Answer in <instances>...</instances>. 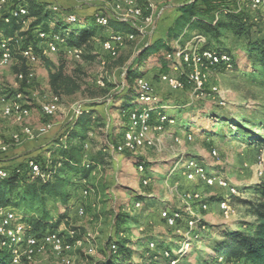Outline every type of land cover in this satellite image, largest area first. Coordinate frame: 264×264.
<instances>
[{"label": "rangeland", "instance_id": "rangeland-1", "mask_svg": "<svg viewBox=\"0 0 264 264\" xmlns=\"http://www.w3.org/2000/svg\"><path fill=\"white\" fill-rule=\"evenodd\" d=\"M184 1L186 0L161 1L156 5L152 22L134 21L142 27L143 32H138L133 41L127 42L116 58H109L100 49L101 36H107L112 31L110 28H104L101 36L100 34L93 36L88 45L81 48V59L70 55L52 54L50 59L54 62L64 58L66 71L80 84V89L76 93L59 96V109L54 117L46 118L40 108V101L45 99L46 95L50 97L52 94L48 72L42 63L35 66V84L26 93L30 101L31 115L19 125L13 118L4 116L0 111V142H10L12 130L17 128L14 133H19L23 125L38 128L47 123L52 124V130L44 136L42 143L37 145L41 147L35 149L34 154L31 153L37 155L43 152L53 138L67 130L79 115L92 110L94 103L105 102L98 107L103 118L91 131L89 141V155L101 158L102 164L91 173L87 180H83L80 188L74 190V204L68 214V220L62 221L59 227V230L69 228V225L80 228L81 238H88L95 247L94 254L87 253L85 247L76 249L73 257L77 264H100L104 259L103 249L107 248L109 242L114 239H128L132 243L131 246L138 252H154L157 254V259L154 261L159 264H163V261L164 264H169V261L162 256L161 250L149 248L150 243L154 242L156 246L162 243L163 248H169L170 252L176 256L179 248L192 237L189 224L192 219L198 220L192 225L196 233L204 230L208 233V237L199 240L195 236L190 248L178 264H205L206 260L202 255L208 249V241L219 236L220 231L216 230L217 228L220 226L241 227L242 230L249 231L255 222L253 216L247 214V207L243 201L258 198L252 190L253 186L264 181V177H260L257 172L259 151L252 156L249 144L238 137H233V132H229L228 127L222 131L227 134L225 138L209 133L207 128H211L212 124L204 120L207 117L204 110H222L234 116H242L255 109H262L260 107L264 104V91L243 77L242 69L247 63L248 56L243 50L242 42L224 40L225 45L238 59V69L211 72L210 83L219 85L221 90L219 94L194 99L188 84L183 90L174 92L160 79H153L152 84L158 96V102L160 101L164 106L161 110L176 118L174 127H169L159 137L156 148L140 150L130 155L116 154L109 148V143H113L110 137L117 141L127 123L126 113L121 111L122 101L114 102L112 98L122 89L121 84L125 83L123 79L125 68L121 63H131L142 46L159 37L165 38L169 24L167 20L175 18L177 5ZM74 4L85 7L88 10L86 13L92 15L103 7V5L92 6L85 0H76ZM199 5H203V2L201 1ZM231 6L240 10L246 5L238 0ZM76 9V7L71 8V12ZM251 12L260 19L264 18V9ZM76 14L80 18V13ZM73 27L74 24L70 23L69 28ZM170 46L175 47L176 40L171 42ZM160 54L165 56L166 51L163 49ZM147 62L151 73L159 71L158 56H150ZM100 80L104 82V85L99 84ZM0 85L2 91L15 90L19 87L13 65L0 66ZM220 100H224L225 105H221ZM147 106L149 105L140 100H137L135 104V107ZM93 116L96 118L97 114ZM188 116L193 118L194 124L180 120ZM189 125L193 127L187 129ZM176 128L178 131L192 132L193 141L182 145L175 144L171 134L176 131ZM214 149L217 150V155L212 154ZM190 159L203 164L209 173L223 176L229 183L238 186L240 194L231 197L233 212L229 219L223 216L218 207L220 197L227 193L225 189L187 180L184 171ZM0 160L6 162L3 157ZM142 160L145 162L146 169L144 172H139L137 163ZM18 162L15 163L18 164ZM143 178H147L149 182L143 184ZM85 188L90 190L89 195L83 194ZM187 190L199 191L203 199L208 202V209L204 210L199 203H194L193 211L187 210L182 201L183 192ZM136 201L141 203L138 208L135 207ZM148 204H150L149 207ZM79 207L85 210L83 216L77 213ZM163 209L178 210L183 214L178 228L166 226L160 216ZM17 212L20 214L18 210ZM118 215L126 221L119 223L116 219ZM66 222H69V225ZM214 256V252L207 253V258ZM134 261H138V258ZM24 264L61 263L52 251L46 250Z\"/></svg>", "mask_w": 264, "mask_h": 264}, {"label": "trees", "instance_id": "trees-1", "mask_svg": "<svg viewBox=\"0 0 264 264\" xmlns=\"http://www.w3.org/2000/svg\"><path fill=\"white\" fill-rule=\"evenodd\" d=\"M20 1H23L28 9L27 16L16 18L11 14V10L15 8L18 0H11L0 11V43L4 38L13 36L20 31V34L26 37L22 47L33 44L37 48L38 29L49 31L53 28L54 31L65 36L68 45L79 48L87 46L93 36L97 34L101 36L104 28H110L114 32L138 33L132 22L120 21L112 16L108 26L97 24L95 14L80 13V18L77 17V20L73 22L68 19L69 13L77 16L76 13H79L77 10L71 12V8L61 7L55 10L54 4L41 0ZM201 1L203 5H199ZM237 2L238 0H186L180 3L176 8L177 14L174 20L167 27L165 38L159 37L142 46L131 63H121L125 68L123 78L125 85L119 92L111 96L114 102L122 101L121 111L126 113L127 122L129 112L135 108V104L139 100L138 78L146 77L151 83L155 78L160 79L163 73L170 70L171 65V62L160 54V51L163 49L165 51L173 50L174 48L170 46L171 42L178 38L188 39L195 33L207 38V47L215 45L216 47L213 48L227 52L230 56L231 69H238V59L225 45L224 40L231 39L235 42H242L243 50L247 52L248 56L247 63L242 69L243 77L264 91V23L246 6L240 10L234 9V6L231 5ZM144 3L140 2L139 4L144 6ZM105 14L110 16L108 11H105ZM6 18H10V20L7 22ZM23 19H28L30 22L27 29L21 31ZM70 23L74 24L72 29L69 28ZM107 36H101L102 40ZM57 54L66 55L62 50ZM85 56L89 57L86 54ZM150 56H158L160 61L158 72H150L147 62ZM17 57L18 61L12 64L16 76L21 72L28 74L29 67L25 60L20 55ZM41 59V63L47 69L49 84L54 95H70L79 91L80 84L73 75L66 71L64 58H59L57 62L51 60L50 57L43 56ZM142 70L143 73H141ZM34 84L35 79L29 83L25 78L19 81V87L15 90L2 91L0 85V96L12 97L18 92H23L26 95ZM102 104L94 103L92 110H87L79 115L67 130L51 140V143L44 148L41 154L33 155L18 164L4 165L0 160V168L7 171L6 177H0V207L18 210L23 222L31 226L34 234L40 236L45 232L55 231L68 240L81 238L80 228L70 226L69 222H66L69 228L59 230V227L62 221L68 220V214L74 204V190L80 188L83 180H87L91 173L102 164L101 158L89 155L87 147L91 131L99 125L98 121L103 118L98 110ZM163 107L159 101L154 104L151 111L166 113L161 110ZM260 108L262 109H255L242 116H234L222 110H204L207 116L204 120L212 124L211 128H207V131L225 138L227 134L222 131L228 127V131L233 132V137H238L248 144L258 143L264 147V104ZM93 114H97V117L94 118ZM170 117L176 120L175 117ZM180 120L195 123L189 116ZM190 127L193 126L189 125L186 128ZM122 134L117 141L111 136L113 143L119 142ZM6 152L1 153L0 158L7 157L4 156ZM124 154L130 155L131 153L125 152ZM31 160L41 163L42 172L45 173L44 177L32 176L29 167ZM141 162L144 161H138L137 167ZM252 190L258 198L243 202L247 207V214L255 217L254 227H251L249 231H244L241 227L220 226L217 228L216 230L220 231L219 236L208 241V249L202 255L206 263L214 262L215 257L220 256L232 264H264V181L254 185ZM149 206L150 204H148ZM116 219L119 223L126 221L121 218V215H118ZM70 231L74 232V237L70 236ZM192 236L204 240L208 237V233L204 230L201 233L194 231ZM2 242L3 237L0 235V264H11L13 252L2 246ZM112 242L118 246L116 252L110 247ZM131 244L128 239L111 240L107 248L103 249L104 259L100 264H152L154 262L157 254L147 251L138 252ZM156 248L171 251L169 248H163L162 243H158ZM209 252H214L215 256L207 258ZM171 257H175L172 252ZM135 258L139 260L135 262Z\"/></svg>", "mask_w": 264, "mask_h": 264}, {"label": "built area", "instance_id": "built-area-1", "mask_svg": "<svg viewBox=\"0 0 264 264\" xmlns=\"http://www.w3.org/2000/svg\"><path fill=\"white\" fill-rule=\"evenodd\" d=\"M11 0H0V11H2ZM89 4L100 3L102 9L95 13L96 23L102 26H108L110 17H114L120 21L132 22L138 32H143L142 27L135 24L134 21L152 22L153 12L156 5L165 0H145L144 6L140 5L137 0H85ZM246 7L251 10H263L264 0H241ZM59 5L54 4L55 10L59 9ZM108 11L110 16L105 14ZM11 14L16 18H23L28 15V9L23 1L18 0L15 8L11 10ZM68 19L76 21L77 16L70 14ZM10 18H6L8 22ZM264 23V18H262ZM30 20L23 19V28L27 29ZM134 33L114 32L111 31L108 36L100 41V49L103 54L110 58H116L120 49L129 41L135 39ZM25 36L16 32L13 36L4 38L0 43V66L7 67L18 61L17 55H20L29 67L28 74L23 72L18 74V80L22 81L27 78L30 83L35 79V66L41 64L42 57H50L57 54L61 50L76 59H81L82 49L77 46H70L65 36L54 30H37L38 44L37 48L33 44L22 47ZM207 38L201 34H194L188 39L178 38L176 46L171 51H166L165 57L171 62L170 70L161 75L162 83L168 86L172 91H180L188 84L192 90V97L198 99L204 96L216 95L221 92L219 85L210 83V74L212 71L230 70V56L227 52H221L216 48L207 47ZM99 84L104 85L102 80ZM122 88L125 83H122ZM139 100L148 104L147 107H135L128 114V122L123 131L122 137L117 143H109V148L113 153L124 154L125 152L137 153L140 150L156 148L159 137L164 134L169 127H174L176 120L163 112H152L154 104L158 102V96L154 90L153 84L146 78L140 77L137 80ZM208 90V92H207ZM33 99H35L33 97ZM221 105H225L224 100H220ZM40 108L43 116L52 118L59 109V96L53 93L40 101ZM0 109L4 116L14 118L16 122L22 124L30 115V101L23 92H18L12 97L5 95L0 96ZM52 124L47 123L38 128L23 125L21 133H15L11 136L10 142H0V154L6 152L13 145L22 142L24 136L35 138L48 133ZM173 141L177 145L185 142L193 141L194 137L190 131H175L171 134ZM89 148V145H87ZM213 155H217V150L212 151ZM258 175L264 177V149H260L257 155ZM30 173L32 176H45L42 172L41 163L34 160L29 161ZM139 172L145 171V163L141 162L137 167ZM185 176L190 182H203L209 187H220L225 189L227 193L218 201V207L223 216L229 219L232 215L231 197L240 194L238 186L229 183L227 179L220 175L209 173L205 166L195 159H190L185 165ZM7 171L0 168V177H6ZM143 184H147V178L142 179ZM90 190L84 189L83 194L89 195ZM182 201L186 205V209L192 212L194 203H199L204 210L208 209L209 204L203 199L202 194L197 190H187L183 192ZM141 203H135L138 208ZM77 213L80 216L85 214L83 207H79ZM161 219L169 228H178L183 214L178 210L163 209L160 212ZM198 220L189 221L190 230H194L193 224ZM0 235L3 237L2 246L9 248L13 252L11 264H24L34 258L37 254L46 250H50L60 260L61 264H77L73 257V252L78 248H86L89 254L95 253V247L88 238H75L68 240L59 232L48 231L42 235H36L32 232L31 226L23 222L21 214L16 210L0 207ZM70 236L74 237V232L70 231ZM193 236L190 241H186L179 248L176 256L171 257V252L162 249V256L169 264H178L181 257L185 255L192 244ZM189 240V239H188ZM111 249L116 252L118 246L112 242ZM150 249H155L154 242L150 243ZM157 259V257H156ZM214 262L205 264H232L223 257L216 256ZM152 264H159L154 261ZM239 264V263H238Z\"/></svg>", "mask_w": 264, "mask_h": 264}, {"label": "crops", "instance_id": "crops-1", "mask_svg": "<svg viewBox=\"0 0 264 264\" xmlns=\"http://www.w3.org/2000/svg\"><path fill=\"white\" fill-rule=\"evenodd\" d=\"M41 1H46V2H49L51 4H57L61 8H73V7L75 8L76 7L77 8L76 10L79 13H82V14H85L86 11H88L85 7H78L77 5H75L74 2L76 0H41ZM91 5L92 6H96V5H101V4L100 3H93ZM89 10H91V9H89ZM173 20H174V18L173 19L171 18V19H169L167 21H169V24H170ZM0 111H1V109H0ZM14 122H16L15 119H14ZM19 125H20V123H19ZM15 129H17V128H15ZM15 129L12 130L13 134H15L14 133ZM177 129L178 128H176V131H178ZM19 131H20L19 133H21L22 132V128ZM179 131H181V130H179ZM12 133H10V134H12ZM43 139H45L44 136H36L35 138H28V137L24 136V138L22 139L21 143L17 144L16 147L10 148V150H8V152H6L4 154V156H7V157H4L3 160L6 161V162H1V163L4 164V165L13 164L15 162L27 159L30 155L34 154L33 151L35 149H38V148L41 147V146H37V145L39 143H42ZM248 146H250L249 149L252 150V156L255 155V152H258L262 148L261 144H258V143L249 144ZM32 152H33V154H31ZM253 219H255L254 216H253ZM254 224H255V222L251 225L252 228L254 227ZM163 264H164V261H163Z\"/></svg>", "mask_w": 264, "mask_h": 264}]
</instances>
